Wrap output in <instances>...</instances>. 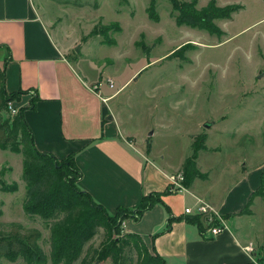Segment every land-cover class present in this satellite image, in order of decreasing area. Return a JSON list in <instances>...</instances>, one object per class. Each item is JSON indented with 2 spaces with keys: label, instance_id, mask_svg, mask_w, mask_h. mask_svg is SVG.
Instances as JSON below:
<instances>
[{
  "label": "rangeland",
  "instance_id": "1",
  "mask_svg": "<svg viewBox=\"0 0 264 264\" xmlns=\"http://www.w3.org/2000/svg\"><path fill=\"white\" fill-rule=\"evenodd\" d=\"M180 1L195 2L198 9L215 3L227 12L241 10L216 20L217 33L212 34L179 25L171 0H34V4L44 9L48 25L55 23L71 60L89 82L112 80L115 89L107 90L111 93L130 82L116 103L133 131L143 135L146 147V139H151L146 133L156 132V156L177 165L191 153L195 138L205 133L210 151L200 154L199 166L210 173L213 188L224 190L225 197L246 187L253 191L264 173V0ZM2 115L13 120L6 110ZM22 170V155L0 149V187L18 182ZM21 195L0 189V210L1 201L6 205L0 223L38 229L39 245L47 252L49 225L39 217L24 220ZM250 211L255 217H242L241 222L254 236L264 237V200L256 197ZM110 225L116 229L113 237L121 238L120 217ZM106 238V231L99 229L74 264H81L90 245L98 249ZM263 247L264 240L256 248L261 257ZM130 255L137 264L138 254ZM0 264L26 263L3 258Z\"/></svg>",
  "mask_w": 264,
  "mask_h": 264
},
{
  "label": "crops",
  "instance_id": "2",
  "mask_svg": "<svg viewBox=\"0 0 264 264\" xmlns=\"http://www.w3.org/2000/svg\"><path fill=\"white\" fill-rule=\"evenodd\" d=\"M45 17L44 9L35 6L34 0H0V69L5 74L7 93L23 92L14 103L24 109L37 150L59 160L73 154L81 172L79 187L112 215L119 208L136 210L145 196L169 192L170 176L182 172L193 145L191 153L174 165L164 156L155 155L153 130L152 136L146 133L151 137L146 139L147 144L152 142L148 150L142 142L143 135L133 131L116 103L119 92L130 82L118 92L107 91L114 90L107 86L95 90L97 82H89L76 68L60 31L55 23L48 25ZM33 98L37 101L32 108ZM209 151L206 147L197 159V168L208 179H196L186 193L162 197L176 219L169 231L166 207L157 204L139 221L125 220L124 234L138 235L150 252L155 249L168 264H262L256 248L264 237L254 236L241 222L242 217L256 214H240L257 189L246 187L238 193L227 192L225 197L224 190L213 188L210 173H204L199 166L200 154ZM14 183L19 190L11 194L22 192L24 211L26 184L22 177ZM245 183L244 180L242 184ZM197 200L228 218L224 233L208 237L197 224L188 221L191 216L184 211L195 207ZM1 204L3 209L5 202ZM2 209L0 219L5 216ZM34 218L37 216L25 215L24 220ZM45 253L50 256V247Z\"/></svg>",
  "mask_w": 264,
  "mask_h": 264
},
{
  "label": "trees",
  "instance_id": "3",
  "mask_svg": "<svg viewBox=\"0 0 264 264\" xmlns=\"http://www.w3.org/2000/svg\"><path fill=\"white\" fill-rule=\"evenodd\" d=\"M174 17L179 25L197 28L217 33L214 22L218 19H229L233 13L241 10L234 7L231 12L220 9L215 3H210L203 9H198L195 2H181L171 0ZM155 1L149 8V17L154 19L153 11ZM117 32L120 31L117 28ZM23 92L8 94L4 72L0 69V148L9 150L23 157L22 178L27 187L24 212L26 215L41 218L49 225L50 256L48 257L40 247L39 241L42 233L38 229H28L20 223H0V259L6 258L11 262L22 259L26 264H74L84 254L86 246L97 235L99 229L106 231L107 238L96 249L89 246L81 264H133L131 253L138 254L137 264H168L155 249L150 252L143 240L136 234H123L121 238H114L116 231L110 224L120 217L121 225L127 219L134 218L139 221L142 215L157 204H163L169 215L167 231L171 229L176 220L172 217L171 209L164 204L162 197L166 193H153L143 197L140 206L132 211L119 208L112 215L102 205L83 191L78 182L81 172L75 163L72 154L64 160H59L50 153H41L37 150L34 135L24 117V109H19L13 120H5L3 111L7 109L8 102L20 97ZM37 98L32 99L33 108ZM207 134L195 138L193 153L186 159L182 172L185 176L184 185L189 188L196 179L206 180L197 168L199 153L206 150ZM151 144L148 143V150ZM0 189L6 193H16L19 190L17 183L7 185L2 183ZM260 197L264 200V173L261 175V185L251 195L241 215H250V207L254 199ZM126 213H132L129 217ZM3 215L0 210V217ZM137 215V216H136ZM132 216V217H131ZM190 223L197 224L201 231L204 225L200 217H190ZM116 228L117 225H115ZM264 264V247L263 257Z\"/></svg>",
  "mask_w": 264,
  "mask_h": 264
},
{
  "label": "built area",
  "instance_id": "4",
  "mask_svg": "<svg viewBox=\"0 0 264 264\" xmlns=\"http://www.w3.org/2000/svg\"><path fill=\"white\" fill-rule=\"evenodd\" d=\"M103 86L110 89H115V83L112 80H107L105 83H98L95 90H100ZM6 111L13 117L18 114L19 109L15 106L14 101L8 102ZM185 176L183 172L176 173L170 176V194H183L188 191L184 185ZM184 213L192 217H200L204 225V235L216 238L228 229V221L224 215L215 211L210 205L201 200H197L195 207H187Z\"/></svg>",
  "mask_w": 264,
  "mask_h": 264
},
{
  "label": "water",
  "instance_id": "5",
  "mask_svg": "<svg viewBox=\"0 0 264 264\" xmlns=\"http://www.w3.org/2000/svg\"><path fill=\"white\" fill-rule=\"evenodd\" d=\"M76 51L79 52V47L76 48ZM153 133H150V136H152Z\"/></svg>",
  "mask_w": 264,
  "mask_h": 264
}]
</instances>
